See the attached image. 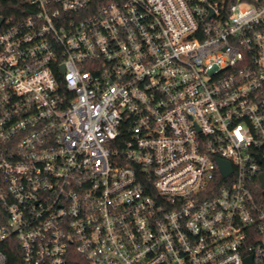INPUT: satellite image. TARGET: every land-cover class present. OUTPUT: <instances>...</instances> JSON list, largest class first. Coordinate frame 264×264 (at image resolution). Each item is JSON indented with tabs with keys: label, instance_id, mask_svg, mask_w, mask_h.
I'll return each mask as SVG.
<instances>
[{
	"label": "built area",
	"instance_id": "obj_1",
	"mask_svg": "<svg viewBox=\"0 0 264 264\" xmlns=\"http://www.w3.org/2000/svg\"><path fill=\"white\" fill-rule=\"evenodd\" d=\"M262 176L264 0H0V264H264Z\"/></svg>",
	"mask_w": 264,
	"mask_h": 264
},
{
	"label": "trees",
	"instance_id": "obj_2",
	"mask_svg": "<svg viewBox=\"0 0 264 264\" xmlns=\"http://www.w3.org/2000/svg\"><path fill=\"white\" fill-rule=\"evenodd\" d=\"M8 258L7 264H19V255L16 249L6 251ZM67 264H88L82 257L78 254H71Z\"/></svg>",
	"mask_w": 264,
	"mask_h": 264
},
{
	"label": "water",
	"instance_id": "obj_3",
	"mask_svg": "<svg viewBox=\"0 0 264 264\" xmlns=\"http://www.w3.org/2000/svg\"><path fill=\"white\" fill-rule=\"evenodd\" d=\"M219 164H220V168L224 176L228 175L230 173V167L226 163H223V162H219ZM261 179H262V182H264V176H262Z\"/></svg>",
	"mask_w": 264,
	"mask_h": 264
}]
</instances>
